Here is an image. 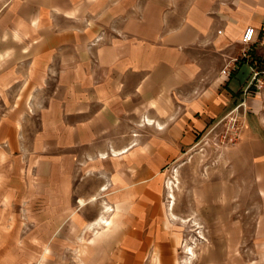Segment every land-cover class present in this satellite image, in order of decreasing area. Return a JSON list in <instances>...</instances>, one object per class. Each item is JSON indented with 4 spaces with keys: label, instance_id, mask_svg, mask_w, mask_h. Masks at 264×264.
I'll return each instance as SVG.
<instances>
[{
    "label": "crops",
    "instance_id": "1",
    "mask_svg": "<svg viewBox=\"0 0 264 264\" xmlns=\"http://www.w3.org/2000/svg\"><path fill=\"white\" fill-rule=\"evenodd\" d=\"M250 26L251 55L263 65L264 0H2L0 80L26 82L24 116L38 127L33 168L40 189L56 192L55 221L80 231L117 226L81 254L97 264H173L165 171L241 102L249 64L246 79L241 68L221 70L241 54ZM239 110L245 125L232 163L264 199V89ZM224 183L210 190L230 191ZM238 183L232 190L249 191ZM228 206L213 216L230 248L243 228ZM255 249L264 254V208Z\"/></svg>",
    "mask_w": 264,
    "mask_h": 264
},
{
    "label": "rangeland",
    "instance_id": "2",
    "mask_svg": "<svg viewBox=\"0 0 264 264\" xmlns=\"http://www.w3.org/2000/svg\"><path fill=\"white\" fill-rule=\"evenodd\" d=\"M7 65L0 63L2 69ZM240 68V76L246 79L248 65L244 62ZM10 81L0 80V264H97L98 256L83 255L79 249L102 244L105 231L113 234L117 226L107 221L80 231L75 224L55 221L56 192L40 189L35 159L31 158L38 127L36 119L24 116V102L30 94L25 95L24 80L8 87ZM8 117L22 118L24 124L16 128L2 125ZM239 118L237 133L225 117L165 171L164 201L169 230L176 238L173 264H264V254L255 249V227L264 199L253 190L252 182L248 184L247 175L237 174L232 163H238L237 146L245 125L243 114ZM218 179L227 181L221 187L229 186L230 191L223 187L211 191V183ZM238 182L249 191L232 190V184L238 187ZM173 199L174 208H170ZM223 202L229 203L226 209L243 228L239 242L230 248L223 245L222 231L213 216L216 205ZM93 206L91 203L87 209L93 211ZM223 257H227L225 263Z\"/></svg>",
    "mask_w": 264,
    "mask_h": 264
},
{
    "label": "built area",
    "instance_id": "3",
    "mask_svg": "<svg viewBox=\"0 0 264 264\" xmlns=\"http://www.w3.org/2000/svg\"><path fill=\"white\" fill-rule=\"evenodd\" d=\"M254 34H255V28L253 26H250L246 28L242 35V43L244 44L243 50L240 55H237L233 58H231L229 61L226 62L224 67L221 70V73L229 77L234 72L238 71L241 67V65L245 62L248 63L250 66V76L245 84V86L242 88L241 93L243 95V98L239 104L236 105L235 109L232 110L227 117L230 118V124L233 129H235L236 133L239 131V114L241 113L239 108L240 106H245L247 102V98L253 94H255L257 91H260L264 89V64L262 65L261 62L254 58L251 55L252 52V45L254 42ZM224 119L217 123L215 126L222 123ZM213 126V127H215Z\"/></svg>",
    "mask_w": 264,
    "mask_h": 264
},
{
    "label": "bare ground",
    "instance_id": "4",
    "mask_svg": "<svg viewBox=\"0 0 264 264\" xmlns=\"http://www.w3.org/2000/svg\"><path fill=\"white\" fill-rule=\"evenodd\" d=\"M171 193H173V192H171ZM173 194H174V193H173ZM173 194H171V197H172V198H174V195H173ZM172 202L175 203V202H174V199H173ZM173 206H174V204H173ZM173 208H174V207H173ZM102 218H103V217H102Z\"/></svg>",
    "mask_w": 264,
    "mask_h": 264
}]
</instances>
